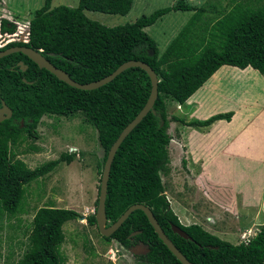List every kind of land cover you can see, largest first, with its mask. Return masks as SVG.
<instances>
[{
    "label": "trees",
    "instance_id": "1",
    "mask_svg": "<svg viewBox=\"0 0 264 264\" xmlns=\"http://www.w3.org/2000/svg\"><path fill=\"white\" fill-rule=\"evenodd\" d=\"M133 1L78 0L73 8L65 5L52 8V0H44L43 6L29 21V42L11 44L7 48L24 45L41 51L53 66L79 84L98 81L128 61L149 65L159 80L158 96L153 106L155 114L150 111L116 151L105 201L108 225L130 206L143 204L191 264H264V228L248 243L233 245L199 225L184 226L170 208L161 177L170 161L168 145L172 137L168 129L171 121L202 128L218 120L230 121L233 116L228 112L186 124L178 117H168L167 102L184 104L222 66L241 70L249 67L264 74V0L230 1L234 6L235 20L228 19L230 25L226 27L228 22H218L206 30L203 27L196 37L191 28L179 26L173 34L174 39L180 38V64L186 63V66L177 67L170 73H164L163 51L146 29L156 30L159 26L154 25L171 13L207 14L210 10L177 0L174 5L143 15L131 24L115 27L102 25L85 15L89 11L125 16ZM217 27L219 31L228 30L223 50L205 49L198 59L196 52L198 54L200 40L201 45L208 42L207 36L213 34ZM13 30L12 24L2 21L3 32ZM19 61L27 66L25 71L17 65ZM150 90L147 73L137 67L126 69L102 87L85 91L58 80L21 53L1 58L0 106L4 102L12 111V117L0 123V220L21 214L25 186L50 174L61 163L71 164L76 155L69 151L61 153L58 159L33 170L15 157L14 150L22 145L32 152L36 149L26 142L24 134L37 139V126L43 116H84V121L97 131V141L103 151L102 158L95 165L101 176L111 145L144 107ZM94 214L85 219L88 225L96 227ZM82 217L73 210L51 206L36 210L28 245L16 264H65L60 252L64 242L63 226ZM171 224L186 232L192 241L174 234ZM135 232L137 234L132 235ZM102 238L109 242L117 241L125 250L140 243L146 245L149 249L147 254L137 257L145 264H181L160 241L140 210L132 212L110 237Z\"/></svg>",
    "mask_w": 264,
    "mask_h": 264
},
{
    "label": "rangeland",
    "instance_id": "2",
    "mask_svg": "<svg viewBox=\"0 0 264 264\" xmlns=\"http://www.w3.org/2000/svg\"><path fill=\"white\" fill-rule=\"evenodd\" d=\"M176 1L134 0L131 10L125 16L89 11H86L85 15L88 19L108 27L122 26L131 24L137 18L143 15L147 16L157 9L169 7L172 4L174 5ZM185 1L189 5L197 6L201 0ZM219 1L224 3V7H228L230 1L232 3V0ZM43 4L44 0H0V20L5 17L7 21L13 23L15 26L14 32L22 34L21 32L24 28L29 25V21L34 12L41 8ZM77 4L78 0H52L51 7L65 5L73 8ZM188 16L189 13L185 12L171 13L161 19L164 22L158 24L159 27L156 30L149 28L147 31L156 42H160L162 37L170 36L179 26L181 27ZM250 70L254 71L259 77L255 80H248L246 85L248 86L247 92L251 93L250 100L258 102L263 107L264 74H259L251 68ZM240 71L242 70L240 69ZM241 75L243 77L246 76L244 74ZM247 77L250 78V76ZM232 83V81H228L227 85L229 88L233 86ZM166 105L167 110L172 108L170 101ZM168 116L177 117L178 110H175V108L169 109ZM180 128L183 127L179 122L171 121L168 130V133L172 136V145H168L170 161L167 165V170L161 176L168 194L183 208L184 206L188 208L186 216L189 219L192 216L195 218L187 221L189 223L191 221H202V215L196 218V214L193 211L199 210V207L196 205L202 201L199 199V196H202L203 192L197 190V192H200L197 194L194 191L195 188L190 184L192 180L189 176L196 174V172H193V169L188 165V160L178 146L182 134V129ZM37 132V139L29 138L24 134L26 142L33 144L36 147L33 151L37 153H33L25 145L14 150L15 157L23 160L31 170L43 163L58 159L61 153L75 151L74 148L78 151L80 150L77 152L78 155H75V161L77 160L76 165L78 167L82 163L81 159L83 155H85V160L92 166L103 156V151L97 149L99 145L96 143L95 130L84 124V116L82 114L74 115L72 118L57 116L43 117L37 126ZM174 141L176 147L173 144ZM96 150H98V154ZM217 160L220 163L215 166L216 163L214 164V162H217ZM214 162L211 161L210 163L213 166L211 171L214 174L218 173L221 180L230 182L233 187L236 186L234 190L240 188L239 192H241V188H244L245 194L248 193L251 198L255 199V203L258 204L259 197L262 196L264 189V160L243 161L216 158ZM77 174L73 167L67 166L63 167L59 172H51L30 183L28 186H25L26 192L23 198L24 200L22 201L23 207L21 214H17V216L11 218L6 217L2 221L0 220V264H16L17 260L24 254L28 245L27 239L33 228V215L37 208L43 207L44 205L66 207L68 206L65 204L67 201L76 200L77 192L80 193V197L78 198V200L80 199V205L83 207L87 204L89 194L93 190V177L95 174L91 170H88L86 173ZM100 177L98 174L99 180H97V188L100 184ZM223 194L229 195L228 192ZM56 196L60 197V200L55 205ZM69 197L72 198L69 200ZM241 200L243 201L239 195L237 201L240 202ZM198 206H202V204ZM94 208H96L95 204ZM63 234L64 242L60 252L65 258V264H145L137 258L141 254L134 253V250H125L116 241H106L99 234L97 228L88 225L85 219L67 222L63 226Z\"/></svg>",
    "mask_w": 264,
    "mask_h": 264
},
{
    "label": "crops",
    "instance_id": "3",
    "mask_svg": "<svg viewBox=\"0 0 264 264\" xmlns=\"http://www.w3.org/2000/svg\"><path fill=\"white\" fill-rule=\"evenodd\" d=\"M223 5L224 3L219 0H201L197 7H207L211 12L209 11L207 14L185 12L189 13V16L186 18L182 27L187 26L188 29L191 28L192 34L196 37V34L200 33L199 30L203 27L204 30H206V28H210L218 22H228L224 27L230 25L228 19L232 18V20H235L232 11L233 5L230 3L228 7H224ZM162 21H158L154 26H158ZM227 32V29L219 31L217 27L213 34L207 36L209 40L208 42L201 45V39L198 47V54L196 52L197 58L199 59L203 51L208 48L221 52L223 50ZM174 38L175 34H171L170 36L162 37L160 42L157 41L158 48L161 52L163 51L162 68L164 73H170L177 67L186 66V63L183 65L180 64V38ZM241 74L246 76L243 77ZM247 76H250V78ZM257 77H259V75H256V73L251 71L249 67L240 71V69L236 67L222 66L184 104L181 105L171 102L172 108H169H175V110H178L177 117L183 119L186 124L192 121H205L217 114H225L228 112L233 113L230 121L218 120L210 126L202 128H192L179 122L183 128H180L182 129V134L178 146L188 160V165L193 169V172H196V174L189 176L192 180L190 184L195 188L194 191L197 194L200 193L197 192V190L203 192L202 196H199L202 203L199 202L196 205L199 207V210L193 211L194 214H196V218L197 216L202 215V221H191L189 223L187 220L195 218L192 216V218L189 219L186 216L188 208H185V206L183 208L179 205L178 202L168 194L167 190L164 192L169 201L170 208L178 217L182 225H199L208 233L233 245L242 243L243 238L251 240L264 227V189L262 191V196L259 197L258 204H256L255 199L251 198L248 193L245 194L244 188H241V192H239L240 188L234 190L236 186L233 187L230 182L221 180L218 173L214 174L213 171H211L213 166H211L210 163L211 161H216V158L243 161L264 160V106L262 107L258 102L250 100L251 93L247 92L248 86H246L248 80H255ZM229 80L233 82V86L230 88L227 85ZM237 89H239V91H237ZM46 116L47 115L43 117ZM70 117L72 118V116ZM84 124L92 127L85 121ZM200 129L202 130L200 131ZM95 133L96 143H98L96 130ZM170 144L171 142L169 145ZM173 144H175V141ZM74 149L75 151L73 152L78 155L77 152L80 150L78 151L76 148ZM97 149L101 150L100 146ZM98 150H96L97 154ZM33 153L37 152L33 151ZM97 158L99 157L97 156ZM81 162L83 164L81 163L78 167L76 165L77 160L75 161L74 156L71 164L61 163L53 172H59V170L67 166L71 168L73 167L76 175H78L77 173H86L88 170L94 172L93 190L89 194L87 204L83 207L80 205V199L78 200L80 193L77 192V196L75 195L76 200L74 199L75 201L71 200L65 203L68 206L51 207L73 210L83 217H86L95 213L94 204L97 200L96 197L98 196L96 184L99 179L95 168L96 164L94 166L89 164L85 160V155H83ZM215 163V166H217L220 161L217 160L214 164ZM225 192H228L229 195L223 194ZM239 195L242 197L243 201H237ZM70 198L72 197H69V200ZM59 200L60 197L56 196L54 204L56 205ZM201 204L202 206H198ZM43 207L50 206L44 205ZM39 208H42V206Z\"/></svg>",
    "mask_w": 264,
    "mask_h": 264
},
{
    "label": "water",
    "instance_id": "4",
    "mask_svg": "<svg viewBox=\"0 0 264 264\" xmlns=\"http://www.w3.org/2000/svg\"><path fill=\"white\" fill-rule=\"evenodd\" d=\"M14 53H21L22 55L26 56L29 60H31L33 63H35L38 68L45 69L52 75H54L58 80L66 83L67 85L74 87L79 90H95L99 87H102L106 85L107 83L111 82L116 76H118L120 73L125 71L126 69L137 67L142 70H144L151 83V90L149 97L144 105V107L141 109V111L136 115V117L121 131L117 139L114 141V143L111 145L106 160L103 165L101 177H100V184H99V190H98V199H97V206L95 208V221H96V228L99 232V234L102 237H110L115 231H117L120 226L123 224V222L129 217V215L136 211L140 210L144 213V215L147 217L149 224L152 226L154 232L157 234L158 238L162 243L167 247V249L174 255V257L181 263V264H191L185 256L175 247V245L172 243V241L166 236L160 225L158 224L157 220L153 216L151 210L146 207L143 204H135L130 206L114 223L111 225H108V220L106 218V212H105V201L107 196V187H108V180H109V174L111 169V164L114 159V156L116 154V151L118 150L121 143L124 141L126 136L136 127L142 119L151 111L153 114H155V111L153 109L154 103L158 96V77L155 74V72L152 70V68L147 65L146 63L139 62V61H128L126 63H123L120 65L115 71H113L110 75L87 84H79L74 82L67 73L64 71L56 68L53 66L41 53L29 48V47H12L5 50L0 51V59L3 57H6L10 54ZM19 67L22 71H25L27 69V66H25L22 62L19 64ZM30 83V82H28ZM12 117V111L6 106L4 102L1 103L0 106V123H2L5 120H9ZM81 220H84V217L81 218ZM171 231L178 235L179 237L187 240L192 241L191 237L184 232L182 229H180L178 226L171 224L170 225ZM137 233H133L132 235H136ZM138 251L136 250V254H146L149 249L144 244H139L137 246ZM146 251V252H145Z\"/></svg>",
    "mask_w": 264,
    "mask_h": 264
},
{
    "label": "clouds",
    "instance_id": "5",
    "mask_svg": "<svg viewBox=\"0 0 264 264\" xmlns=\"http://www.w3.org/2000/svg\"><path fill=\"white\" fill-rule=\"evenodd\" d=\"M5 21L6 19H5V17H3L1 20H0V41H5L6 39H7V37H5L4 35L5 34H13V33H15L14 31H15V26L13 25V23H10L9 21H8V23L9 24H12L13 26H14V30L12 31V32H3L2 31V21ZM7 21V20H6ZM22 34H17V33H15V34H17V40H15V41H13V42H11V43H9V44H15V43H23V44H27L28 42H29V25L28 26H26L25 28H24V30L21 32ZM25 35H27V42H23V41H18V39H19V36H24L25 37ZM25 39H26V37H25ZM8 45V44H7ZM6 45V46H7ZM5 46V47H6ZM30 48V47H29ZM4 49V47L3 48H0V50H3ZM37 52H39V53H41V51H37ZM42 54V53H41ZM84 219H85V217H84ZM86 220V219H85ZM249 240V239H248ZM250 241V240H249ZM242 243H245V242H243V240H242Z\"/></svg>",
    "mask_w": 264,
    "mask_h": 264
},
{
    "label": "built area",
    "instance_id": "6",
    "mask_svg": "<svg viewBox=\"0 0 264 264\" xmlns=\"http://www.w3.org/2000/svg\"><path fill=\"white\" fill-rule=\"evenodd\" d=\"M4 36L7 37V39H6L5 41H0V48H3V47H5L7 44H9V43H11V42L17 40V39H16V38H17V34H15V33H13V34H5ZM25 37H26V39H24L23 42H27V41H28V40H27V35H25ZM18 41H20V40L18 39ZM243 241H244L245 243H248V242H249V240H248V239H245V238H243Z\"/></svg>",
    "mask_w": 264,
    "mask_h": 264
},
{
    "label": "flooded vegetation",
    "instance_id": "7",
    "mask_svg": "<svg viewBox=\"0 0 264 264\" xmlns=\"http://www.w3.org/2000/svg\"><path fill=\"white\" fill-rule=\"evenodd\" d=\"M24 39H25L24 36H19V40L24 41ZM15 44H23V43H15ZM9 45H11V44H8L6 47H4V50H5V48L8 49L7 47H8ZM12 47H26V46H24V45H17V46H14V45H13ZM12 47H9V48H12ZM31 49H32V48H31ZM1 51H2V50H1ZM42 55H43V54H42ZM43 56H44V55H43ZM44 57H45V56H44ZM45 58H46V57H45ZM21 62L23 63V61H19V62L17 63V65L19 66V64H20ZM25 66H26V65H25ZM140 244H141V243H140ZM138 245H139V244H138ZM138 245H136L134 248H132V249H130V250H134V253H135L136 250L138 251V249H137V248H138V247H137ZM130 250H129V251H130ZM146 254H147V253H146ZM146 254H141V255H146Z\"/></svg>",
    "mask_w": 264,
    "mask_h": 264
}]
</instances>
